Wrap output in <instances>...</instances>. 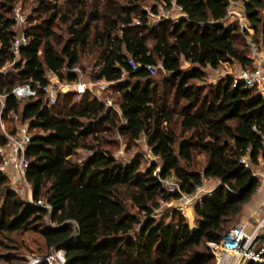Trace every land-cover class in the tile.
<instances>
[{
	"label": "trees",
	"instance_id": "1",
	"mask_svg": "<svg viewBox=\"0 0 264 264\" xmlns=\"http://www.w3.org/2000/svg\"><path fill=\"white\" fill-rule=\"evenodd\" d=\"M38 1L40 5L35 14L27 17L28 44L22 47L21 57L16 59L12 47L19 34L15 9L20 0H0V67L14 62V70L0 72V92L6 95L7 102L3 119L10 121L8 128L12 131L15 129L11 117L13 111L19 112L22 120L30 123L33 136L27 155L29 177L35 184L36 196L47 195L55 211L66 206L63 200L51 195L60 190L56 185L58 178L53 177L52 183L50 178L34 180L31 173L64 163L76 155L90 134L88 123L81 117L104 107L90 91L79 98L74 90L64 92L55 104L50 105L43 89L50 81L47 71L52 69L63 79L76 80L79 74L71 70L66 72L64 68L80 66L88 72L83 54L95 50L101 52V58L92 66L94 80L112 81L114 89L125 101L150 96L152 101L159 103L139 117L135 113L137 107L126 105L124 101L130 121L128 137L136 140L142 132H149V140L155 144L158 153L159 147L168 144L171 148L178 144L179 155L189 165H194L196 153L202 151L207 156L206 175L219 180L213 193L204 196L195 207L196 226L178 209L160 218L153 216L151 207L143 203L146 199L139 198L141 210L133 211L112 191L109 195L103 193L109 200L106 204L92 205L83 200L68 209L67 217L80 224V235L76 239L72 221L42 228L49 252L58 247L63 249L66 264H214L216 255L210 242L225 238L262 183L243 158L248 156L257 165L260 157H264L261 133L255 129L257 125L264 131V95L254 89L233 87L230 78L203 94L202 85L197 83L204 75L203 69L195 67L192 72L176 69L171 53L156 50L149 40L160 29L169 30L171 26L172 32L185 39L193 38L198 31H208L215 33L218 45L203 46L199 60L205 62L208 58L215 64L221 58L246 62L248 43L243 34L218 22L227 17L233 0H208L211 7L202 11V15L195 12L196 0H179L189 17L178 23L164 20L152 27L148 24L145 0ZM236 1H243L245 8L256 18L264 11V0ZM160 2L169 3L170 0H155L153 7L157 9ZM137 17L141 18V24L133 23ZM192 18L205 22L213 19L215 23L201 27ZM130 56L144 63H158L163 57L164 65L171 73L163 79L134 81L130 76L133 72L128 62ZM21 84H31L35 88L27 100L15 91ZM150 118L153 121H149ZM164 120L168 121V126L162 125ZM176 122H180L183 130H192L191 136L180 139L181 134L174 126ZM7 141L0 133V146L6 145ZM102 153L106 167H94L89 178L127 180L136 175V161L123 165L117 163L111 151ZM87 166L78 165L76 170L82 174ZM155 171L156 164L147 173L152 184L147 193L159 190L161 183L154 177ZM178 174L181 178L186 175ZM182 186L189 191L185 183ZM0 207V217L16 210L15 221L31 215L37 221L49 213L19 195L11 186L10 176L1 170ZM262 247L263 241H260L257 249ZM243 264H264V259H249Z\"/></svg>",
	"mask_w": 264,
	"mask_h": 264
},
{
	"label": "rangeland",
	"instance_id": "2",
	"mask_svg": "<svg viewBox=\"0 0 264 264\" xmlns=\"http://www.w3.org/2000/svg\"><path fill=\"white\" fill-rule=\"evenodd\" d=\"M196 2L197 8L195 12L198 15H202V11L211 7V3L208 0H196ZM154 4L155 0H145L146 9L151 8ZM18 5L23 6L26 15L32 16L35 14L40 3L38 0H20ZM166 20L178 23L182 19L168 18ZM192 20L196 21L201 27L215 23L213 19L209 22H205L199 18H192ZM218 22L226 27L236 28L235 32L242 33L246 39V43H248L247 35L252 34L260 43H264V11L261 12L259 18H256L245 8L243 1H238L233 5L227 17ZM245 26H248V28H245ZM172 29V26L169 30L160 29L156 35L151 36L149 40L150 44L156 50H160V52H170L174 58L173 65L178 70L192 72L195 67H201L204 75L197 80V83L202 85L201 91L203 94L208 93L212 87L219 83L208 80L205 76L210 75V79L214 78L218 69L222 66L221 59H226L221 58L216 64L211 63L208 58L205 62L199 60V57L202 55L201 48L203 46L218 45L215 42L218 41L214 35L215 33L198 31L194 34L193 38L185 39L177 36L172 32ZM237 35L239 37V34ZM100 58L101 52L98 50L83 54V63L89 67L88 72H86L89 77L93 73L92 66L97 64ZM158 63L162 66L159 68L158 74L152 78L154 80L163 79L171 73L164 65L163 57L158 59ZM8 69L14 70V67ZM15 91L23 100H27L28 96L35 92V88L31 84H21L15 88ZM90 92L104 104V107L103 109L90 111L87 116L81 117L89 125V138L84 139L81 147L78 149V153L68 158L66 162L53 165L45 170H35L31 173V177L34 180L45 181L50 178L52 183L55 177L58 178L56 185L60 187V190L57 193L51 192V195L53 194L52 196L57 200H63L67 203L66 206H62L57 211L54 209L53 213H48L44 218H38L37 221H35L34 215L15 221L14 215L17 212L16 210L11 211L5 217H0V264H25L27 261H30L31 256L50 253L42 228L46 225L57 226L62 222L70 223L73 219L67 217L68 209L77 206L83 200L92 205L108 203V197H104L103 193L109 195L112 194V191L116 196L125 201L133 211L137 212L141 210L139 201L146 199L143 203L149 205L153 215H156L158 218L177 209V203L170 204L177 197L173 196L169 190L163 188L156 172L154 173V177L161 183L159 190L157 193L155 191L146 192L152 185L147 173L155 164L156 167L164 165L165 173L168 175L175 174L181 184H186L189 191L196 186V182L200 184L205 180H211L213 186H218L219 180L205 173L207 156L202 151L196 153L194 165H189L179 155L178 144L172 145L171 148L168 144L159 147L158 153L155 150V144H152L149 140V132L146 133L144 131L139 138L131 140L127 135L130 121L125 113L124 96L114 89L115 93L113 96L116 100L114 105L109 106L105 102L110 94L108 90L100 87L96 88L95 91L90 90ZM125 103L126 105H135L137 107L135 113L139 117L144 115L145 110L150 108L155 109L159 105L156 101H152L150 96L136 99L129 98ZM177 117L181 120L182 116L179 115ZM149 121H153V119L150 118ZM5 123L7 127L10 125L9 120H5ZM162 125L168 126V121L164 120ZM174 126L181 134L180 139L191 136L192 130H183L180 122H176ZM0 133L3 135V132L0 131ZM105 151H111L117 163L123 165L132 164L136 161V175L127 180L121 178H89L88 175L94 167H106L103 164L105 157L102 153ZM162 151L165 152L162 153ZM84 164H88V166L85 168L82 176L81 172L76 169L78 165ZM178 172L186 174L185 177L181 178ZM154 195L155 197L148 199ZM43 196L48 197L47 195ZM1 207L0 216L2 215ZM188 213L187 218L193 224L196 221V213L192 210Z\"/></svg>",
	"mask_w": 264,
	"mask_h": 264
},
{
	"label": "built area",
	"instance_id": "3",
	"mask_svg": "<svg viewBox=\"0 0 264 264\" xmlns=\"http://www.w3.org/2000/svg\"><path fill=\"white\" fill-rule=\"evenodd\" d=\"M237 2L236 0L232 1L230 10ZM27 17L28 15L24 13L23 6L17 5L15 9V19L19 34L16 36L12 47L16 59L21 57V49L23 46L27 45L29 41L25 32ZM186 17H189V14L184 4L180 3L179 0H170L169 3L160 2L158 3L157 9L153 6L148 8V24L152 26L168 18L181 20ZM133 23L141 24L142 20L137 17L134 18ZM245 28H248V26H245ZM247 39L248 60L246 62L228 58L221 59L222 66L218 69L214 78L210 79V75H206L205 78L215 83H220L224 79L230 78L233 87L254 89L258 94L264 95V43H260L253 34L247 35ZM128 62L132 66L133 72L141 71L150 76L157 75L159 68L162 66L159 63L140 62L134 56H130ZM13 66L14 62H9L5 66L0 67V72ZM100 67L101 66L98 65V69H100ZM70 70L77 72L79 78L76 80L63 79L56 71L52 69L47 71V77L50 81L43 86V89L45 91V99L50 105L55 104L60 95L69 90L76 91L78 97L81 98L87 91H95L96 88L100 87L110 92L109 97L105 100L106 104L109 106L114 105L115 100L112 94L115 92L112 81L107 79L94 80L93 77H89L88 73L86 74L80 66L64 68L66 72ZM131 73L132 72H130V74ZM6 109V95L0 92V129L8 139L6 145L0 146V154L2 157L0 160V170L10 176L12 188L26 201L47 209L49 213H53V203L46 197L36 196L35 184L29 177L30 159L27 155V150L33 136L30 130V123L23 121L19 112L13 111L11 117L15 124V129L13 131L9 130L3 119V113ZM255 129L261 133L264 144V131L260 130L257 125H255ZM243 161H245L248 166L252 167L255 174L264 182V170L257 168L256 164H254L248 156L244 157ZM262 161L264 163L263 156L260 157L259 163ZM155 172L165 190H169L172 194H179L177 199L171 201L170 204L177 203V209L185 216H188L189 211L195 210V207L203 200L204 196L210 195L214 191V188H210L209 186V180L197 184L192 191L185 190L175 174L168 175L165 173L164 165H158ZM153 216L157 217L156 215ZM72 222L74 224L73 235L76 239L80 235V224L76 220H72ZM263 227L264 215L255 228L250 233L246 234L241 242H229L225 238L219 242H210V246L216 255L214 264H243L249 259L263 260L264 238H260L256 241L257 237L263 234ZM260 241H263V247L258 250L257 244ZM43 261H47L49 264H66L67 258L64 250L58 248L45 255L30 257V264H39Z\"/></svg>",
	"mask_w": 264,
	"mask_h": 264
},
{
	"label": "crops",
	"instance_id": "4",
	"mask_svg": "<svg viewBox=\"0 0 264 264\" xmlns=\"http://www.w3.org/2000/svg\"><path fill=\"white\" fill-rule=\"evenodd\" d=\"M135 73L137 75H135ZM130 76L134 81L148 80L150 78H153L150 75H147L141 71L132 72ZM256 167L264 170L263 161L257 164ZM212 184L213 182L209 180L210 188H214L215 190L216 185L213 186ZM263 215H264V182L262 181L260 187L258 188L257 192L254 194L253 198L245 206L244 211L240 215L238 223H236V225H234V227L226 234L225 239L229 242L230 241L237 243L241 242L242 239L245 237V235L250 233L255 228V226L263 217ZM193 225L196 226L197 222L195 221ZM262 232L264 234V227L262 229Z\"/></svg>",
	"mask_w": 264,
	"mask_h": 264
},
{
	"label": "water",
	"instance_id": "5",
	"mask_svg": "<svg viewBox=\"0 0 264 264\" xmlns=\"http://www.w3.org/2000/svg\"><path fill=\"white\" fill-rule=\"evenodd\" d=\"M260 238H264V234H260V235L257 237L256 241H258ZM58 249H60V247H58Z\"/></svg>",
	"mask_w": 264,
	"mask_h": 264
},
{
	"label": "bare ground",
	"instance_id": "6",
	"mask_svg": "<svg viewBox=\"0 0 264 264\" xmlns=\"http://www.w3.org/2000/svg\"><path fill=\"white\" fill-rule=\"evenodd\" d=\"M135 75H137V74L135 73Z\"/></svg>",
	"mask_w": 264,
	"mask_h": 264
}]
</instances>
